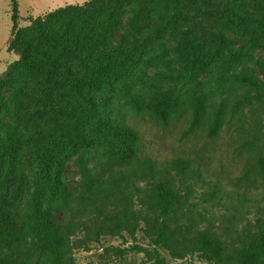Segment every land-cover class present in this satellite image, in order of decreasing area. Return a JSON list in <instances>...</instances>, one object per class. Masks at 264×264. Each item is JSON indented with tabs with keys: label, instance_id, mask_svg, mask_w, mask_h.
<instances>
[{
	"label": "trees",
	"instance_id": "trees-1",
	"mask_svg": "<svg viewBox=\"0 0 264 264\" xmlns=\"http://www.w3.org/2000/svg\"><path fill=\"white\" fill-rule=\"evenodd\" d=\"M155 1L93 0L84 7L67 6L29 18L27 26L19 27L18 3L13 0V28L8 50L18 59L0 75V114L8 108L5 92L9 90L12 92L10 103L16 112L13 118L36 130L45 126L47 112L36 110L28 117L21 115L22 111L28 110L27 104L35 100L36 92H40L39 100L53 101L55 95H61L73 97L78 103L59 111L61 119L45 139V144L35 152L39 165L37 188L31 196V213L20 220L13 215L12 201L8 198L11 188H19L20 192L23 188V180L18 174L21 166L18 146L10 141L3 147L4 139L0 135V183L7 189L0 197V264H37L26 248L29 242L36 244L42 258L40 264H76L72 239L78 226L73 220L57 221L55 214H69L78 219L92 208H113L126 202L134 203V200L139 202L152 223L150 240L154 249H140V252L152 255L157 264H166L160 251L167 252L173 259L199 254L216 264H264L263 228L242 250H226L206 233L195 238L184 232L175 235L176 231L170 229L168 222L178 215L184 216L181 211L184 203L180 192L172 189L167 180L170 166L162 170L150 159L141 160L139 133L123 119H114L110 115L114 96L125 98V106L132 114L149 115L164 125L188 110L190 131L206 126L209 138H216L227 115L223 109L211 112L213 94L204 89L196 74L212 72L222 85L229 67L253 59L249 53L226 51L228 41L224 36L195 23L180 35L173 49L183 61L187 77L182 82L191 94L182 99L180 94L173 92L163 94L148 86L139 87L138 70L152 44L149 35L156 16L153 15ZM124 11L133 12L134 16L125 18ZM211 16L242 26L253 47L260 48L264 43V21L258 27H248L251 19L234 9L214 11ZM91 21H101V26L124 25L121 44L98 59L91 57L96 50L97 41L92 40L95 29L91 26V36L90 31L85 33ZM207 44L217 47L210 61H207ZM236 80L255 85L247 75ZM101 93L106 97L99 107L96 96ZM108 138L106 146L120 168L112 171L108 182L102 184L84 167L81 186L85 194L74 195L64 183L67 164L84 150L101 147L103 139ZM260 165L264 174V159ZM171 166L177 173L176 179L190 171L188 163L182 160ZM141 183L146 184V188L140 187ZM106 222H116L113 227L105 224L104 230L110 232L107 234L117 235L123 219L116 215Z\"/></svg>",
	"mask_w": 264,
	"mask_h": 264
},
{
	"label": "rangeland",
	"instance_id": "rangeland-1",
	"mask_svg": "<svg viewBox=\"0 0 264 264\" xmlns=\"http://www.w3.org/2000/svg\"><path fill=\"white\" fill-rule=\"evenodd\" d=\"M93 0H16L19 10V27L29 24V18L44 16L56 9L67 6H87ZM234 9L248 16V27H258L264 21V0H157L153 15H156L149 38L151 45L144 64L138 70L137 84L148 86L154 92L180 94L184 99L191 90L182 82L187 77L181 58L174 53L176 41L190 25L201 23L208 31L224 36L228 50L249 53L253 59L245 64L229 67L222 85L214 73L196 74L206 91L213 98L211 112L223 109L227 118L216 138H209L207 127L190 131L191 114L181 113L168 125L159 123L149 115H135L126 108V99L112 98L110 115L123 119L140 136V159H150L158 168L170 166L167 176L170 186L180 192L184 216L178 215L168 224L175 235L186 233L192 238L206 233L217 239L226 250H242L264 229V174L261 159H264V43L255 48L250 36L239 25L228 24L214 19L211 13ZM13 0H0V75L18 57L9 52L11 39ZM125 18L134 16L124 11ZM90 18L92 13L89 11ZM91 26L95 29L93 35ZM90 31L92 40L97 41L92 58L98 59L103 53L117 48L124 35L123 24L93 23L85 29ZM199 39V36H197ZM216 46L207 44V61L212 59ZM83 59L87 61L86 55ZM247 75L254 84L237 81V77ZM118 87V84H115ZM40 92L34 94L35 100L27 104L28 110L21 112L27 117L36 110L46 111L48 119L41 130L19 124L10 102L12 92L6 91L8 108L0 114V135L3 147L13 141L18 146V159L21 163L19 176L23 180L22 191L11 188L8 198L12 201V213L20 220L31 213V196L37 188L36 173L39 165L35 159L36 150L45 144L56 123L59 111L78 103L75 98L55 95L53 101L39 100ZM106 97L105 93L96 96L99 107ZM28 113V114H27ZM92 133L93 127H89ZM110 139H103V145L96 149L84 150L67 164L64 183L76 196L84 195L81 186V173L87 167L96 181L106 184L110 173L120 167L114 161L106 146ZM188 163L190 171L176 179V171L171 166L175 161ZM174 176L171 180L170 177ZM165 179V177H163ZM140 187L146 188L141 183ZM7 189L0 183V197ZM118 215L123 223L117 235L107 234L105 224L113 227L116 222H106ZM57 221L73 220L78 230L72 239L73 257L76 264H157L152 255L140 249L153 251L150 240L151 221L140 208L139 202H126L113 208L95 207L82 218L73 219L69 214H55ZM34 263L40 264L34 242L26 243ZM166 264H216L210 263L199 254L188 255L183 259H173L165 251H160Z\"/></svg>",
	"mask_w": 264,
	"mask_h": 264
}]
</instances>
